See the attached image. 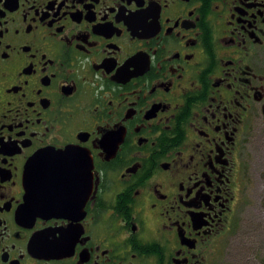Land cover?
Masks as SVG:
<instances>
[{"label":"flooded vegetation","instance_id":"obj_1","mask_svg":"<svg viewBox=\"0 0 264 264\" xmlns=\"http://www.w3.org/2000/svg\"><path fill=\"white\" fill-rule=\"evenodd\" d=\"M263 123L264 0H0V264H215Z\"/></svg>","mask_w":264,"mask_h":264},{"label":"rangeland","instance_id":"obj_2","mask_svg":"<svg viewBox=\"0 0 264 264\" xmlns=\"http://www.w3.org/2000/svg\"><path fill=\"white\" fill-rule=\"evenodd\" d=\"M248 146L245 191L232 225L215 242V264H264V123Z\"/></svg>","mask_w":264,"mask_h":264},{"label":"water","instance_id":"obj_3","mask_svg":"<svg viewBox=\"0 0 264 264\" xmlns=\"http://www.w3.org/2000/svg\"><path fill=\"white\" fill-rule=\"evenodd\" d=\"M36 161L35 160H32L30 163H29V165H28V167L29 166H33L34 167V163H35ZM33 170V169H32ZM32 184H36V180L32 183ZM36 188L35 187H33V188H28V190H35Z\"/></svg>","mask_w":264,"mask_h":264}]
</instances>
